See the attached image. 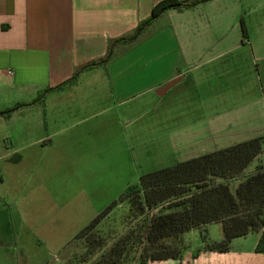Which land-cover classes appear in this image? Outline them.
Wrapping results in <instances>:
<instances>
[{
  "label": "crops",
  "instance_id": "0c3cea01",
  "mask_svg": "<svg viewBox=\"0 0 264 264\" xmlns=\"http://www.w3.org/2000/svg\"><path fill=\"white\" fill-rule=\"evenodd\" d=\"M161 1L0 0V133L4 124L22 121V134H34L39 142L45 130V138L58 133L50 132L62 120L53 116L55 111L66 108L73 116L98 105L111 111L124 106L131 93L152 92L156 98L146 101L163 106L159 124L175 125L169 134L174 165L263 137L264 0H206L193 8L171 9L137 39L121 41ZM160 35L165 37L155 42ZM148 41L152 49L143 55L139 49ZM162 42L170 45L167 56ZM85 77L91 79L84 84ZM147 77L149 84L142 85ZM68 89L87 93V100L67 107L62 100ZM170 95L171 104H165ZM261 163L264 146L233 186ZM263 234L264 227L235 238L221 252L209 248L224 239L222 225L211 223L183 235L180 258L148 264H264V248L258 249Z\"/></svg>",
  "mask_w": 264,
  "mask_h": 264
},
{
  "label": "rangeland",
  "instance_id": "374dc122",
  "mask_svg": "<svg viewBox=\"0 0 264 264\" xmlns=\"http://www.w3.org/2000/svg\"><path fill=\"white\" fill-rule=\"evenodd\" d=\"M151 47L148 41L139 51L147 55ZM161 47L167 56L170 45L162 42ZM90 79L85 77L84 84ZM95 80L91 84L96 85ZM148 84L147 77L142 85ZM80 91L64 93L67 107L87 100V93ZM130 95L124 106L111 111L98 105L73 116L66 108L53 112L62 120L50 132L58 133L45 138V130L39 142L34 134H22V121L1 127L0 264H94L98 254L90 252L101 255L124 238L123 264H138L150 217L160 211L138 217L129 202L119 201L139 186L143 175L174 165L169 134L175 125L159 124L163 106L146 101L156 98L152 92ZM171 95L165 104H171ZM140 102L145 105L138 106ZM114 203L107 218L78 240L79 233ZM92 243L105 246L97 250Z\"/></svg>",
  "mask_w": 264,
  "mask_h": 264
},
{
  "label": "trees",
  "instance_id": "16d2710c",
  "mask_svg": "<svg viewBox=\"0 0 264 264\" xmlns=\"http://www.w3.org/2000/svg\"><path fill=\"white\" fill-rule=\"evenodd\" d=\"M206 0H163L152 10L129 39H137L162 14L171 9H188ZM243 39L248 40V30L241 19ZM139 32V35L136 34ZM108 59V57H107ZM107 61L97 62L89 67L99 66ZM78 75L69 82L75 81ZM38 98L36 101H39ZM20 104L10 110H16ZM264 136L244 141L214 152L179 162L175 165L143 175L139 186L132 187L120 198V203L128 201L131 211L138 217L149 215L150 222L142 238V249L138 264L149 261L178 259L184 249L182 237L194 228H202L211 223L222 225L224 239L209 246L217 251H227L233 239L243 237L264 227V164L249 174L233 191V182L238 180L250 164L263 152ZM114 203L85 227L77 239L91 233L115 207ZM164 209V210H159ZM203 230V239L206 240ZM99 249L105 244L90 245ZM126 238L116 242L104 253L98 254L94 264H123L127 252ZM264 248V234L258 249Z\"/></svg>",
  "mask_w": 264,
  "mask_h": 264
},
{
  "label": "water",
  "instance_id": "95a60500",
  "mask_svg": "<svg viewBox=\"0 0 264 264\" xmlns=\"http://www.w3.org/2000/svg\"><path fill=\"white\" fill-rule=\"evenodd\" d=\"M138 35H139V32L136 34V36H138ZM113 46H114V44L111 46L110 52H109V54H108V58L111 57V55H112V53H113ZM7 113H8V112L1 113V114H7Z\"/></svg>",
  "mask_w": 264,
  "mask_h": 264
},
{
  "label": "built area",
  "instance_id": "2783aa9c",
  "mask_svg": "<svg viewBox=\"0 0 264 264\" xmlns=\"http://www.w3.org/2000/svg\"><path fill=\"white\" fill-rule=\"evenodd\" d=\"M11 74V72H9Z\"/></svg>",
  "mask_w": 264,
  "mask_h": 264
}]
</instances>
